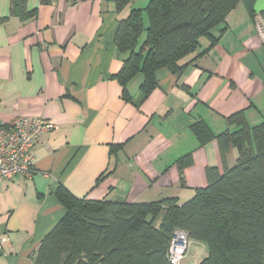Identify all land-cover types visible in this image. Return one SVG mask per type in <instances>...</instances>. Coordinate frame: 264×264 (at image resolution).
<instances>
[{"label":"crops","instance_id":"crops-1","mask_svg":"<svg viewBox=\"0 0 264 264\" xmlns=\"http://www.w3.org/2000/svg\"><path fill=\"white\" fill-rule=\"evenodd\" d=\"M149 1L118 12L116 0H27L37 16L22 18L0 0V120L38 117L59 127L39 137L31 178L0 182V264H35L65 214L60 185L93 201L184 204L207 186L208 168L225 170L217 141L200 146L192 124L203 120L217 135L239 112L251 127L264 122V42L255 28L264 0H241L213 32L220 39L210 51L201 55L211 45L201 39L180 78L159 70L158 88L142 102L143 75L125 88L116 77L127 56L115 33ZM190 153L182 186L176 161ZM236 160L231 148L227 167Z\"/></svg>","mask_w":264,"mask_h":264},{"label":"trees","instance_id":"trees-1","mask_svg":"<svg viewBox=\"0 0 264 264\" xmlns=\"http://www.w3.org/2000/svg\"><path fill=\"white\" fill-rule=\"evenodd\" d=\"M240 1L150 0L144 9L132 10L118 22L115 33L118 52L127 56L118 81L125 88L143 75L140 90L145 101L158 88L159 70L180 78L198 58L187 61L201 39L211 43L201 55L210 51L220 39L213 32ZM132 2L116 0L117 11ZM11 3V16H37L36 10L27 11V0ZM227 121L231 128L217 135L203 120L192 124L200 146L217 141L225 170L208 168L207 186L184 204L175 198L149 203L93 201L75 197L60 185L55 196L65 214L41 241L35 264H171L176 230L186 232L189 243L207 247L208 255L199 264H264V122L251 127L244 112ZM231 148L236 149L237 160L228 168ZM192 164V153L176 161L182 186L184 170Z\"/></svg>","mask_w":264,"mask_h":264},{"label":"built area","instance_id":"built-area-1","mask_svg":"<svg viewBox=\"0 0 264 264\" xmlns=\"http://www.w3.org/2000/svg\"><path fill=\"white\" fill-rule=\"evenodd\" d=\"M258 36L264 42V19L255 22ZM59 127L38 117H16L12 122L0 120V182L15 177L31 178L35 171L36 144L44 133ZM4 238H0V251ZM189 247L188 234L176 230L170 246L171 264H181Z\"/></svg>","mask_w":264,"mask_h":264},{"label":"rangeland","instance_id":"rangeland-1","mask_svg":"<svg viewBox=\"0 0 264 264\" xmlns=\"http://www.w3.org/2000/svg\"><path fill=\"white\" fill-rule=\"evenodd\" d=\"M207 255L208 250L204 244L190 241L188 253L181 264H199Z\"/></svg>","mask_w":264,"mask_h":264}]
</instances>
